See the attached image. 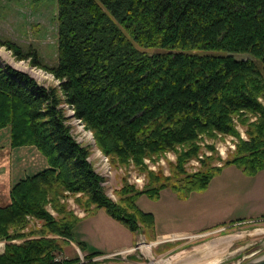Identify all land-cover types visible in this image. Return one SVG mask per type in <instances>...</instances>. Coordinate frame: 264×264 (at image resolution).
I'll use <instances>...</instances> for the list:
<instances>
[{"label":"trees","instance_id":"obj_1","mask_svg":"<svg viewBox=\"0 0 264 264\" xmlns=\"http://www.w3.org/2000/svg\"><path fill=\"white\" fill-rule=\"evenodd\" d=\"M55 5L56 61L48 66L31 54L30 63L57 84L44 87L26 73L0 67V129H7L10 147L33 146L46 163L15 180L0 205V240L6 241L0 264L77 261L56 258L67 241L84 248L73 235L80 218L61 201L67 195L79 194L75 201L89 215L102 208L129 231L154 237L152 214L135 204L139 195L157 199L168 188L185 199L204 190L225 166L245 175L264 168V0H55ZM0 45L17 59L27 56L11 41ZM61 104L113 165L132 163L146 171L141 189L124 183L117 201L105 195L103 178L87 159L88 149L69 132ZM225 135L236 138L227 158L185 172L183 164L196 158L204 138ZM165 152L175 155L171 176L145 170L143 159ZM211 157L201 160H219ZM32 220L39 226H29Z\"/></svg>","mask_w":264,"mask_h":264},{"label":"rangeland","instance_id":"obj_2","mask_svg":"<svg viewBox=\"0 0 264 264\" xmlns=\"http://www.w3.org/2000/svg\"><path fill=\"white\" fill-rule=\"evenodd\" d=\"M55 14V0H0V40L13 42L22 53L27 54L25 58L17 59L10 50L0 45V67L8 65L15 70L26 73L44 87L55 86L57 80L49 72L38 65L30 63L31 54H34L36 60L41 64L50 66L55 63ZM144 50L147 52L155 51L152 48H144ZM235 56L247 57L244 54H236ZM60 106L64 116L67 118L66 124L69 126V132L78 143L88 149L87 159L91 162L96 174L103 178L100 184L105 195L111 200L117 201L116 191L124 183L130 184L136 189H141L146 182V171L138 170L132 163L113 165L96 147L91 132L84 128L80 120L74 118L72 110L66 105L61 104ZM236 129L239 137L244 139L245 135L242 127L237 126ZM5 140L8 141L7 129H0V144H2L0 148L7 154L6 144H4ZM201 142L200 152L196 158H190L183 164V168L187 173L200 169L203 161L207 162L208 165H219L233 151L236 138L225 135L215 139L204 138ZM208 156H212V159L218 156L219 160H201L203 157ZM6 159L7 155H1L0 160ZM174 162L175 155L173 152H165L154 160L146 158L142 160L145 170L159 171L163 176H171L170 164ZM0 168L6 169V166L4 167L0 164ZM3 169L1 173H3ZM1 176L4 175L2 174ZM8 179L12 181V176L9 175ZM217 181L221 183L220 186L224 187L237 180L231 175H222L217 178ZM238 183L240 182L238 181ZM247 185L250 186L249 181ZM242 186L244 187V184ZM202 191L192 192L189 198L183 200L185 202H177L181 204L179 207H182L181 215L171 217H169V213L177 212L179 207L168 200L170 198L169 195H175L170 189H162L159 192L161 197L157 198L158 200L149 199L144 194L139 195L135 199V204L140 210L151 214L155 213L156 224L159 228L168 229L170 227L179 228L185 226L190 229V232L187 233L172 232L159 237L154 235V237H149L146 232L144 233L140 229L135 232L129 231L120 222L107 215L102 208L96 209L93 214L89 215L75 201V197L79 194L67 195L61 201L65 203V207L68 210H71L75 216L80 218L74 226L73 235L77 241L83 242L84 248L80 250L75 241H67V244L62 245L61 253L57 252L56 258H76L77 261L73 264H177L176 258L175 260L171 258L175 252L186 247L191 248L199 245L207 238L219 235L224 236L222 239L231 240L233 247L241 246L242 249L232 258L221 259L212 264H242L263 257L264 216L251 221L231 224L218 231L212 229L199 231L200 225H206L209 221L207 213L203 212L199 218L194 217L193 214L198 213L196 211L200 210L222 209L227 204L225 197H228L225 190L224 192L222 191L221 197L219 196L216 199L218 203L214 205L210 204L209 200L200 201ZM202 203L205 207L204 209L199 206ZM48 211L55 215L50 209ZM164 211L168 212L167 218L164 216ZM236 213L231 212L232 215ZM222 218L223 215H216V219L220 220ZM29 226L37 227L39 222L32 220ZM130 232L133 233V237L137 236V243L133 246L123 247V244L127 242L126 239H129V235H131ZM11 241L18 242L19 240ZM5 242L3 239L0 240V252ZM93 251L102 253L93 254L89 257L85 255V253ZM179 258L178 260H180Z\"/></svg>","mask_w":264,"mask_h":264},{"label":"crops","instance_id":"obj_3","mask_svg":"<svg viewBox=\"0 0 264 264\" xmlns=\"http://www.w3.org/2000/svg\"><path fill=\"white\" fill-rule=\"evenodd\" d=\"M4 144H6L5 147L7 148V154L0 148V157L1 155H7V159L0 160V164H2L4 167L6 166V169L0 168V205L5 204L8 201V189L15 180L46 166L44 158L33 146L22 145L10 147L7 140L4 141ZM2 169L4 170L3 173H1ZM2 174L4 176H1ZM9 175L12 176V181L11 179H8ZM222 175H231L237 181H235L236 183L233 182L224 187L220 186L221 183H219L218 181L216 182V180ZM238 181L240 183H238ZM248 181L250 186L247 185ZM242 184H244V187L242 186ZM224 190L228 197H225L227 204H225L222 209L217 210L212 208L211 211L210 209H207L205 211L200 210L196 211L198 213L193 214L194 217L199 218L203 212L207 213V218L209 219V221L206 225H200L199 231L208 229L218 231L231 224L251 221L264 216V168L253 175H245L233 165L223 167L216 175H214L210 179L204 191L201 192L200 201L205 202L206 200H209L210 204L216 205L218 203V200L216 199L219 198V196L221 197V194H223ZM191 193L185 199L189 198ZM172 195L174 194L172 193ZM160 197L161 195L159 194L158 199ZM169 197L170 198L168 200L170 201V203L172 202V204H176L178 207L181 204L177 202H185L183 201L185 199H179L176 197V195H169ZM199 206L202 209L205 208L203 206V203ZM181 208L179 207V209H177V212L175 213H169V217L174 215H181ZM217 211L223 212L218 213ZM231 212L237 213L235 215H232ZM213 214H215V216H213ZM219 214L223 215V218L220 220L216 219V215ZM152 216L153 233L155 237L166 235L172 232H190V229L186 228L185 226L179 228L170 227L168 229L159 228L156 224L155 213H152ZM164 216L166 218L168 217L167 211H164ZM215 220L219 221L216 222ZM183 225H185V223H183ZM223 237L224 236L219 235L216 237L213 236L212 238H207V240L203 241L199 245L178 250L171 258H173L174 260L176 258L175 261H177V264H212L221 259H227L229 257L232 258L236 253H239L242 248L241 246L233 247V242L231 240L222 239ZM126 240L127 242L126 244H123V247L133 246L137 242L138 238L136 235L135 237H133V233H131V235H129V239ZM178 258L180 260H178Z\"/></svg>","mask_w":264,"mask_h":264},{"label":"water","instance_id":"obj_4","mask_svg":"<svg viewBox=\"0 0 264 264\" xmlns=\"http://www.w3.org/2000/svg\"><path fill=\"white\" fill-rule=\"evenodd\" d=\"M242 264H264V257H261L259 259L254 260V261H251V262H245Z\"/></svg>","mask_w":264,"mask_h":264},{"label":"built area","instance_id":"obj_5","mask_svg":"<svg viewBox=\"0 0 264 264\" xmlns=\"http://www.w3.org/2000/svg\"><path fill=\"white\" fill-rule=\"evenodd\" d=\"M137 243V242H136ZM137 247V246H136ZM125 250H128V249H125Z\"/></svg>","mask_w":264,"mask_h":264},{"label":"bare ground","instance_id":"obj_6","mask_svg":"<svg viewBox=\"0 0 264 264\" xmlns=\"http://www.w3.org/2000/svg\"><path fill=\"white\" fill-rule=\"evenodd\" d=\"M2 245V244H1ZM264 257V256H263Z\"/></svg>","mask_w":264,"mask_h":264}]
</instances>
